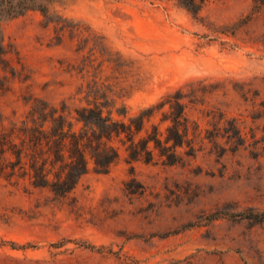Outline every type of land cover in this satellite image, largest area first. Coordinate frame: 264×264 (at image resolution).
Wrapping results in <instances>:
<instances>
[{"label": "rangeland", "instance_id": "rangeland-1", "mask_svg": "<svg viewBox=\"0 0 264 264\" xmlns=\"http://www.w3.org/2000/svg\"><path fill=\"white\" fill-rule=\"evenodd\" d=\"M252 4L206 0L198 17L175 0L57 6L83 39L37 12L3 24L15 72L0 97L7 118L33 98L80 106L79 87L100 78L99 60L84 59L101 41L127 65L105 62L101 80L133 86L129 115L178 88L194 96L196 153L166 165L122 152L105 174L90 165L64 199L0 180V264H264V23L250 20Z\"/></svg>", "mask_w": 264, "mask_h": 264}, {"label": "trees", "instance_id": "trees-1", "mask_svg": "<svg viewBox=\"0 0 264 264\" xmlns=\"http://www.w3.org/2000/svg\"><path fill=\"white\" fill-rule=\"evenodd\" d=\"M69 1L0 0V97L10 91L11 79L15 76L6 56L3 24L37 12L59 32L69 31L83 39L80 25L70 26L56 10L57 6H65ZM175 1L193 17H198L206 2ZM249 18H261L264 23V0H253ZM84 61L89 66L98 61L96 68L100 78L97 81L94 76L84 88L79 87L80 106L71 109L65 102L53 106L33 98L21 119H9L0 110V180L7 185L24 192L44 190L57 199H64L75 190L90 165L96 174H105L122 152L130 161L151 163L158 158L166 165L181 162L179 150L185 149V156L196 153L193 138H189L192 127L185 112L187 102L192 103L194 96L178 88L157 103L129 115L124 101L133 86L126 87L117 81L107 84V78L101 80L105 62L114 63L116 69L127 67L121 56L112 59L99 41V51L91 49ZM157 113H160L159 125L147 128ZM160 125H165L163 131Z\"/></svg>", "mask_w": 264, "mask_h": 264}]
</instances>
